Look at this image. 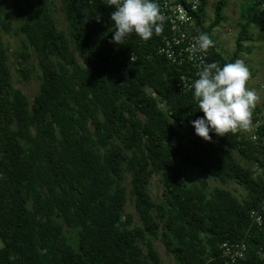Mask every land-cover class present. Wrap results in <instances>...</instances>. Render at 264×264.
Returning <instances> with one entry per match:
<instances>
[{
    "label": "trees",
    "instance_id": "1",
    "mask_svg": "<svg viewBox=\"0 0 264 264\" xmlns=\"http://www.w3.org/2000/svg\"><path fill=\"white\" fill-rule=\"evenodd\" d=\"M207 1L195 23L211 37L226 1L215 2L204 26ZM61 3L64 29L55 0H0V264H160L155 238L176 264H223L224 241L247 246L230 264H264V225L249 217L264 204L261 107L252 109L261 115L256 140L238 130L205 141L191 124L203 116L193 89L178 93L177 67L158 54L162 34L144 41L131 33L114 44L106 0ZM8 4L29 49L13 67L1 38ZM240 18L235 51L223 56L211 37L210 63L234 62L244 41L264 39L249 32L264 33V0L246 2ZM12 68L24 84L39 81L32 98L14 87ZM186 167L199 172L190 185ZM152 174L161 177L159 202L147 191ZM127 175L138 226L125 209ZM231 182L244 195L225 187Z\"/></svg>",
    "mask_w": 264,
    "mask_h": 264
},
{
    "label": "clouds",
    "instance_id": "2",
    "mask_svg": "<svg viewBox=\"0 0 264 264\" xmlns=\"http://www.w3.org/2000/svg\"><path fill=\"white\" fill-rule=\"evenodd\" d=\"M106 5L114 8L110 16L114 44H124L131 33L147 41L163 30L164 17L157 0H106ZM213 43L202 32L195 38L193 50L205 52ZM249 75L248 67L239 59L222 66L212 62L201 67L191 86L193 99L203 113L191 121L195 135L211 141L210 133L224 136L250 128L252 109L259 97L247 87Z\"/></svg>",
    "mask_w": 264,
    "mask_h": 264
},
{
    "label": "rangeland",
    "instance_id": "3",
    "mask_svg": "<svg viewBox=\"0 0 264 264\" xmlns=\"http://www.w3.org/2000/svg\"><path fill=\"white\" fill-rule=\"evenodd\" d=\"M217 0H208L207 4L204 6V16L203 23L204 26H207L213 20V6ZM226 6L222 11L223 19L219 23V25L211 31V37L216 42V48L219 52L225 56L229 57L235 51V41L239 36L240 31V23L243 22L241 20L240 15L243 10V7L246 2H250V0H225ZM55 11L54 17L57 22V25L64 29L66 27V21L64 19V13L62 11V3L61 0H55ZM6 15L9 20L10 28L7 31H1V38L4 47L8 50V59L9 63L13 67L20 59H18V55L22 53H27L29 49L25 48L23 44V33L20 25V20L18 15H16L15 8L10 4L6 6ZM249 32L253 34L252 36H256L257 34L263 37L264 33H259L257 27L251 26ZM255 38V37H254ZM30 60V53H29ZM239 60L243 61L245 65L249 69L247 87L254 90L259 99L256 105L260 106L263 110L264 115V39L258 40H249L244 41L242 45V52L239 54ZM23 61V60H22ZM79 61L84 64V61ZM31 62L34 63V59L31 57ZM13 79H14V87L23 92L29 99L32 98L34 94H36L39 90V81L37 79H32L28 83L20 82V78L18 75H15L14 68H12ZM164 111L167 110V107L164 105L162 108ZM236 156L239 157L238 154ZM199 172L192 167L185 168V183L192 184L195 183ZM210 187L212 188L217 182L213 179L209 180ZM125 185L127 200L125 204L126 211L133 218V226H138L140 224V220L138 217V213L135 210L133 196L131 194V186L129 185V175H127L123 181ZM237 185L233 182L228 183L225 187L231 191L235 196L244 195V190L242 187H236ZM148 194L151 199L155 202L161 201L163 185L161 182V177L159 174H152L150 177V183L147 187ZM153 245L158 251L160 257V264H176L174 258L171 254L167 252L165 249V245L162 240L159 238L153 239Z\"/></svg>",
    "mask_w": 264,
    "mask_h": 264
},
{
    "label": "built area",
    "instance_id": "4",
    "mask_svg": "<svg viewBox=\"0 0 264 264\" xmlns=\"http://www.w3.org/2000/svg\"><path fill=\"white\" fill-rule=\"evenodd\" d=\"M160 13L164 17L162 34V45L158 48V54L163 56L168 63L177 67L178 80L176 91L184 93L192 90V83L197 79V73L201 67L209 62L211 46L205 52H195L193 45L198 37L195 23L196 12L201 5V0H157ZM134 58H132L133 60ZM150 94L158 101V106L163 108L164 102H159L156 92L146 88ZM257 119H254V117ZM261 115L251 114V126L247 131L239 130L251 140L257 139V129L261 123ZM212 140L220 142L219 136L212 133ZM256 173H261V168L255 167ZM264 177V176H263ZM249 217L253 225L263 228L264 225V204L259 208H254L249 212ZM221 254L225 258L223 264L234 263L244 259L247 253V246L244 243L224 241L220 244ZM257 254L260 257L264 253L259 249Z\"/></svg>",
    "mask_w": 264,
    "mask_h": 264
}]
</instances>
